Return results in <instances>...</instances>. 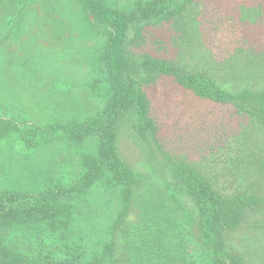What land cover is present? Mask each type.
I'll list each match as a JSON object with an SVG mask.
<instances>
[{"label": "rangeland", "instance_id": "rangeland-1", "mask_svg": "<svg viewBox=\"0 0 264 264\" xmlns=\"http://www.w3.org/2000/svg\"><path fill=\"white\" fill-rule=\"evenodd\" d=\"M105 1L126 10L137 0ZM79 9L78 0H0V85H7L2 87L3 117L33 124L81 122L100 110L107 88L99 59L103 37L82 22ZM129 39L133 55L147 52L205 69L229 89L264 82V0H193L181 13L144 25ZM149 77L141 73L140 81L157 133L144 141L131 116L117 124L118 153L135 173L136 184L129 214L114 233V258L117 264H178L190 255L198 264L196 211L186 195L167 185L164 162L211 164L223 177L217 166L234 140L249 132L241 128L248 119L230 105L195 97L169 77ZM83 146L91 148L93 142L36 139L28 146L15 133L0 137V189L39 190L74 182L82 172ZM241 176L249 178L246 171ZM103 181L71 201L66 228L15 226L5 231L7 241L32 256L81 246L85 260L96 257L120 207L119 187ZM229 182L223 177L226 188ZM261 218L252 213L229 235L251 264H264Z\"/></svg>", "mask_w": 264, "mask_h": 264}, {"label": "trees", "instance_id": "trees-1", "mask_svg": "<svg viewBox=\"0 0 264 264\" xmlns=\"http://www.w3.org/2000/svg\"><path fill=\"white\" fill-rule=\"evenodd\" d=\"M192 1L137 0L125 10L108 5L105 0H78L82 22L95 27L103 37L99 59L107 88L100 110L81 122L45 124L0 114V137L15 133L28 146L36 139L78 145L91 140L93 146H83L82 172L74 182L56 183L39 190L0 189V264H117L114 233L129 214L136 184L135 173L118 153L117 124L123 117L135 118L136 132L144 141L158 130L151 100L141 85V73L142 77L146 74L152 79L169 77L195 97L230 105L248 119L241 128L246 127L249 132L239 137L240 142L234 140L224 162L214 164L230 180L229 187L213 165L203 162L165 161L163 177L171 189L186 195L195 208L202 254L198 264L252 263L247 252L229 241V235L250 221L252 213L262 215L264 226V82L251 80L229 89L205 69L174 64L147 52L133 55L129 49L130 34L134 37L144 25L176 16ZM6 86L0 85L1 104L2 87ZM244 171L248 179L241 176ZM101 181L119 187L120 207L108 229L109 239L96 257L85 260L81 246L67 247L59 255L38 252L32 256L7 241L5 231L15 226L37 229L45 225L52 231L66 228L72 216L71 201L84 196ZM175 237L179 240L178 235ZM178 264L196 263L192 256L184 255Z\"/></svg>", "mask_w": 264, "mask_h": 264}]
</instances>
